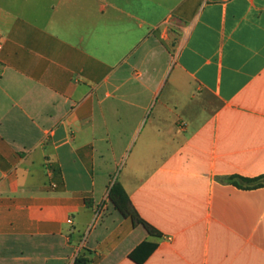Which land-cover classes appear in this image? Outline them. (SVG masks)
<instances>
[{"label":"crops","instance_id":"obj_1","mask_svg":"<svg viewBox=\"0 0 264 264\" xmlns=\"http://www.w3.org/2000/svg\"><path fill=\"white\" fill-rule=\"evenodd\" d=\"M0 42V264H264V0H0Z\"/></svg>","mask_w":264,"mask_h":264},{"label":"trees","instance_id":"obj_2","mask_svg":"<svg viewBox=\"0 0 264 264\" xmlns=\"http://www.w3.org/2000/svg\"><path fill=\"white\" fill-rule=\"evenodd\" d=\"M243 181L253 182L254 185L251 187H261L264 186V176H260L254 179H244L239 178ZM228 181H233L232 178L227 179ZM233 183L241 186L236 181ZM109 199L114 204L115 208L126 218H130L134 225L142 224L148 230V232L153 236L161 235L160 232L151 224L143 220L135 209L132 201L123 187L119 182H115L109 191ZM157 244L152 242H143L134 252L131 253V258L139 264L144 263L151 253L155 250Z\"/></svg>","mask_w":264,"mask_h":264},{"label":"built area","instance_id":"obj_3","mask_svg":"<svg viewBox=\"0 0 264 264\" xmlns=\"http://www.w3.org/2000/svg\"><path fill=\"white\" fill-rule=\"evenodd\" d=\"M1 47H2V43L0 42V49H1ZM69 222H71V220Z\"/></svg>","mask_w":264,"mask_h":264}]
</instances>
